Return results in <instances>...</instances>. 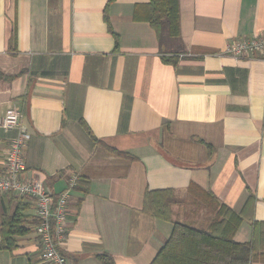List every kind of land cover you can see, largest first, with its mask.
I'll return each instance as SVG.
<instances>
[{
	"label": "crops",
	"instance_id": "1",
	"mask_svg": "<svg viewBox=\"0 0 264 264\" xmlns=\"http://www.w3.org/2000/svg\"><path fill=\"white\" fill-rule=\"evenodd\" d=\"M146 1L0 0V118L22 114L24 176L54 194L78 177L59 247L69 264H104L99 255L149 264L172 222L141 211L146 189L176 190L173 220L195 226L210 222L213 202L187 190L235 211L253 194L264 221V58L225 52L234 38L264 34V0H178L182 51L167 62L148 22L133 17ZM14 135L0 127V174ZM18 205L32 230L0 249V264H53L40 257L32 198L0 193V221ZM251 229L243 221L234 239Z\"/></svg>",
	"mask_w": 264,
	"mask_h": 264
},
{
	"label": "trees",
	"instance_id": "2",
	"mask_svg": "<svg viewBox=\"0 0 264 264\" xmlns=\"http://www.w3.org/2000/svg\"><path fill=\"white\" fill-rule=\"evenodd\" d=\"M133 17L148 22L155 32L165 62L174 59L172 53L182 51L180 42V19L178 0H147L136 4ZM109 33L114 38V50L118 49V35L112 30L107 11L103 14ZM17 31L13 28L9 49L16 48ZM168 54V55H167ZM89 130V129H88ZM87 130V131H88ZM91 133L89 132V135ZM108 150L122 157H132L114 147ZM86 183L85 180L83 181ZM85 185V186H86ZM84 193L87 190H83ZM194 202L201 194L212 199L213 218L206 226H195L172 218V205L180 203L179 194L171 188L146 189L143 193L141 211L154 218L172 222L171 231L164 244L149 264H251L264 262V221L255 219V196H247L239 211L218 201L209 190H187ZM251 224V238L240 242L234 235L243 221ZM32 230L25 222L23 207L18 205L13 214L0 221V249L13 250L15 236ZM104 264H113L106 255H99Z\"/></svg>",
	"mask_w": 264,
	"mask_h": 264
},
{
	"label": "built area",
	"instance_id": "3",
	"mask_svg": "<svg viewBox=\"0 0 264 264\" xmlns=\"http://www.w3.org/2000/svg\"><path fill=\"white\" fill-rule=\"evenodd\" d=\"M225 52L234 57L261 56L264 58V34L247 38H234ZM0 127L15 130L2 154L4 171L0 174V193H15L30 197L36 211V234L40 244V257L53 264H69L59 247L65 238L69 190L75 185L77 176L70 177L68 186L57 194L52 193L40 178L24 176L25 163L22 149L30 134L22 123V114L8 109L0 118Z\"/></svg>",
	"mask_w": 264,
	"mask_h": 264
},
{
	"label": "rangeland",
	"instance_id": "4",
	"mask_svg": "<svg viewBox=\"0 0 264 264\" xmlns=\"http://www.w3.org/2000/svg\"><path fill=\"white\" fill-rule=\"evenodd\" d=\"M166 133H165V136H166ZM165 140H166V142L163 144L164 146L162 147L163 150H167V138Z\"/></svg>",
	"mask_w": 264,
	"mask_h": 264
}]
</instances>
